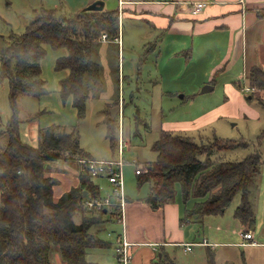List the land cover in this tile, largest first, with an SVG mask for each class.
<instances>
[{"label": "trees", "instance_id": "16d2710c", "mask_svg": "<svg viewBox=\"0 0 264 264\" xmlns=\"http://www.w3.org/2000/svg\"><path fill=\"white\" fill-rule=\"evenodd\" d=\"M103 33L107 39L119 36L116 8H83L69 16L44 8L23 32L12 31L7 44L0 47V78L9 80L13 110L16 111L19 94L39 96L46 91L40 64L45 46H63L66 53L56 59V66L68 73L59 80L60 91L63 97L72 96L78 117H82L86 100L92 95L90 88L99 90L102 86L92 46ZM246 77L253 91L264 90V72L259 66L249 67ZM17 122L14 112L2 131L7 134V142L0 148V264H55L50 256L52 248L57 249L62 264H99L86 258L87 249L107 243L90 229L104 222L107 215L117 220L119 207L112 205L98 212L86 209L84 199L101 194L87 173H81L79 184L55 200L54 186L60 180L46 174V165L52 161L71 160L76 165L79 159L91 158L80 145L77 127L48 125L39 129L37 144L33 145L20 138ZM115 128L109 115L107 132L111 144ZM245 145L242 140L221 136L196 139L163 129L151 146L156 158L143 163L145 170L137 174L140 183L150 182L147 201L157 208L174 200L180 191L184 204L193 201L182 220L202 222L205 216L223 213L239 192L233 216L245 230L251 229L255 221L253 188L264 160L258 151L239 160L222 156L224 150ZM207 256L209 264H215L214 252L209 251Z\"/></svg>", "mask_w": 264, "mask_h": 264}, {"label": "rangeland", "instance_id": "374dc122", "mask_svg": "<svg viewBox=\"0 0 264 264\" xmlns=\"http://www.w3.org/2000/svg\"><path fill=\"white\" fill-rule=\"evenodd\" d=\"M92 1L94 0H0V47L7 44L12 31L23 32L30 21L36 16L39 17L42 9L53 8L56 13L69 16L87 7ZM103 1L105 9L117 8L116 0ZM142 46V41L128 37V34L119 47L115 39H100L93 43L92 55L99 64L102 86L99 90L90 88L89 93L92 95L86 100L82 117H78L72 96L63 97L60 91L59 80L68 73L67 69L56 66V59L66 53L63 46H45L46 52L40 64L46 91L39 96L30 93L19 94L16 99V111L9 100V80L7 77L0 78V148L7 142V134L2 131L13 118L14 112L18 120L17 130L20 138L33 145L37 144L39 129L48 125H61L65 128L76 126L80 145L89 157L122 161L121 188L125 194L127 191L134 192L132 196L146 195L150 189L149 181L140 184L135 175L137 164L133 160L142 164L156 158V151L151 146L163 129L192 135L196 139L221 136L242 140L247 145L224 150L223 158L239 160L247 153L258 151L264 160V90L244 91L241 88L251 87L246 74L243 78L239 75L233 80L236 74L234 72H228L224 77L226 80H233L231 84L241 96L229 97L227 85L223 84L220 77L222 72L217 77L214 88L205 92H201L203 86L196 88L198 83H191L192 87H188L179 82L178 85L174 79H166L164 83L157 85L155 74L158 59L151 53L145 59L146 49ZM88 81L91 83V80ZM184 90L188 93L183 97ZM117 105L120 108L112 117L111 111ZM109 115L116 124L113 144L107 132ZM119 132L123 139L121 151ZM46 166L48 175L60 177L76 170L78 176V164L75 165L71 160H56ZM93 180L98 184L101 194L108 193L111 184L106 177L97 176ZM61 188L62 186L58 190L55 188L53 195L60 192ZM176 196H180L179 191ZM252 198L255 221L250 230L253 232L254 241L242 238L239 231L245 229V226L233 216V209L240 201L239 192L223 213L205 216L202 222H193L197 227L198 237L203 236L206 225L208 231L211 228V233H227V241L230 242L218 246L217 251L212 250L217 261L215 264H224L226 261L231 264H264V163L254 185ZM54 199L57 197L54 196ZM192 205V201H189L186 207ZM186 212L187 209L182 208L184 216ZM206 219L209 223H206ZM74 220H79L78 213L75 214ZM116 227L119 228L116 217L110 215H107L101 224L92 226L90 231L95 232L107 246L91 250V260L102 258L99 259L102 262L100 264H108L106 256L115 245ZM232 241L238 243L234 244ZM52 249L50 256L54 263L62 262L57 249ZM89 249L91 248L87 251ZM178 251L181 258H191L197 253L201 256L206 254L205 246L200 245L193 246V250L187 254ZM94 253L103 255L94 257ZM113 253L112 251L108 256L109 260H112ZM86 258L88 259L89 255H86Z\"/></svg>", "mask_w": 264, "mask_h": 264}, {"label": "crops", "instance_id": "0c3cea01", "mask_svg": "<svg viewBox=\"0 0 264 264\" xmlns=\"http://www.w3.org/2000/svg\"><path fill=\"white\" fill-rule=\"evenodd\" d=\"M196 1H206L207 4L194 14L191 8ZM127 34L142 41V48L146 49L145 59L150 53L156 55L157 85L166 79H174L183 86L192 87L191 83H198L196 88L206 84L214 88L222 72L220 77L231 97L239 95L231 82L239 75L243 78L249 67L257 65L264 72V0H131L125 5L120 34L115 38L118 47ZM228 72L236 73L233 80L225 79L224 75ZM183 92L184 97L188 92ZM75 174L76 170L60 177L52 174L60 180L54 186V192L55 188L58 190L62 186V190L54 196L58 198L79 184V177ZM150 192L151 188L146 195L132 196L134 192L127 191L121 220H116L119 228L116 227L115 239L119 234L130 242L131 259L128 264H209L207 253L217 251L218 246L230 242L227 241V233H211L207 225L203 236L198 237L195 221L182 220V208L189 207L181 204V194L153 208L147 201ZM208 219L206 223H209ZM186 242L196 243L193 246H205V256L197 253L191 258H181L178 250L184 254L189 252L183 246ZM100 248L93 247L86 255L90 258L91 250ZM112 251V260H109ZM102 255L93 254L94 257ZM114 255L113 247L106 256L108 264H115ZM92 259L89 261L102 263L99 260L102 258ZM226 262L224 264H231Z\"/></svg>", "mask_w": 264, "mask_h": 264}, {"label": "built area", "instance_id": "2783aa9c", "mask_svg": "<svg viewBox=\"0 0 264 264\" xmlns=\"http://www.w3.org/2000/svg\"><path fill=\"white\" fill-rule=\"evenodd\" d=\"M130 1L131 0H116L119 26L121 24V18L124 13L125 5ZM206 4V1H196L192 4L191 10L194 14L198 13L206 6ZM106 39L107 34L103 33L101 40ZM242 89L247 92H252L254 90V88L249 86L243 87ZM119 135V150L121 151L123 139H121L122 136L120 132ZM133 161L137 164V167L135 168L136 174L145 170L143 164L138 163L136 160ZM121 163V160H99L94 158H82L78 160V176L81 173H87L92 178L104 176L111 184L108 193L100 194L99 196H88L84 199L83 203L88 211L98 212L101 209L107 210L108 208H111L112 205H117L120 210L118 221L121 220L122 209L126 201L125 193H123L121 188ZM239 232L244 240L254 241V235L250 229H240ZM116 237L114 246L116 255L115 264H128L131 259L130 242H128L125 237H121L119 234ZM194 244L196 243L186 242L183 246L186 251H190Z\"/></svg>", "mask_w": 264, "mask_h": 264}, {"label": "water", "instance_id": "95a60500", "mask_svg": "<svg viewBox=\"0 0 264 264\" xmlns=\"http://www.w3.org/2000/svg\"><path fill=\"white\" fill-rule=\"evenodd\" d=\"M103 7H104V1H103V0H96V1L92 2L90 5H88V6L85 7V8H86L87 10H100V9H102ZM36 17H38V16H36ZM212 88H213L212 85H210V84H206V85H204V86L202 87L201 92L208 91V90H210V89H212ZM119 108H120V106L117 105V106L115 107V109L111 111V116H112V117L115 116V114L118 112ZM86 193H87V192L85 191V195H86Z\"/></svg>", "mask_w": 264, "mask_h": 264}]
</instances>
